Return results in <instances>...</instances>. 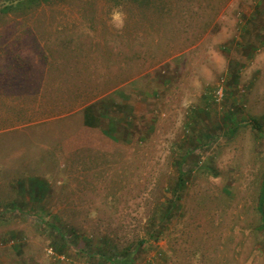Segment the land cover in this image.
Returning a JSON list of instances; mask_svg holds the SVG:
<instances>
[{"label":"rangeland","instance_id":"1","mask_svg":"<svg viewBox=\"0 0 264 264\" xmlns=\"http://www.w3.org/2000/svg\"><path fill=\"white\" fill-rule=\"evenodd\" d=\"M5 3L0 264H264V0Z\"/></svg>","mask_w":264,"mask_h":264},{"label":"trees","instance_id":"2","mask_svg":"<svg viewBox=\"0 0 264 264\" xmlns=\"http://www.w3.org/2000/svg\"><path fill=\"white\" fill-rule=\"evenodd\" d=\"M6 3L1 9L2 12H13L19 10L30 9L33 6H38L44 4L45 2H49L50 0H5ZM95 103H91L83 108L84 116H85V124L92 125L95 120L99 121L101 124V117L105 116V114L100 111L99 114L95 113ZM177 191L181 188H184L182 177L180 176V183L176 185ZM39 189L43 188V185H39ZM173 205L175 200L172 201ZM171 210V207L169 208ZM259 209L263 212L264 210V185L262 186L260 199H259ZM264 222V216H263Z\"/></svg>","mask_w":264,"mask_h":264},{"label":"built area","instance_id":"3","mask_svg":"<svg viewBox=\"0 0 264 264\" xmlns=\"http://www.w3.org/2000/svg\"><path fill=\"white\" fill-rule=\"evenodd\" d=\"M219 88L221 89V91H219L218 94H220V98H221L224 94V87L221 85Z\"/></svg>","mask_w":264,"mask_h":264}]
</instances>
